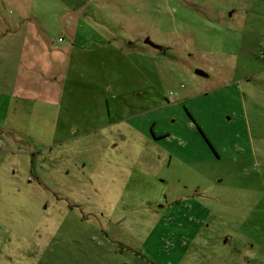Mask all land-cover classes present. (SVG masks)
Returning a JSON list of instances; mask_svg holds the SVG:
<instances>
[{
	"label": "rangeland",
	"instance_id": "1",
	"mask_svg": "<svg viewBox=\"0 0 264 264\" xmlns=\"http://www.w3.org/2000/svg\"><path fill=\"white\" fill-rule=\"evenodd\" d=\"M0 16L33 26L30 76L66 72L75 121L2 128L0 264H264V0H0Z\"/></svg>",
	"mask_w": 264,
	"mask_h": 264
},
{
	"label": "crops",
	"instance_id": "2",
	"mask_svg": "<svg viewBox=\"0 0 264 264\" xmlns=\"http://www.w3.org/2000/svg\"><path fill=\"white\" fill-rule=\"evenodd\" d=\"M26 14L28 13H22L23 20H27ZM23 20L3 19L0 16V132L7 130L9 125L17 126V123L27 120L31 123L51 124L48 125L49 128L55 131L56 124L72 125L75 121L60 118L57 108L62 103L65 89L61 76H65L66 72L52 66L51 69L49 64L43 61L38 74L35 73L32 77L27 73L30 64L38 67L43 58L31 56L36 45L30 40V35H35V30L29 21L25 25ZM42 46L46 47L45 44ZM64 64L66 69L68 59ZM40 104L49 108L45 109V106L43 111H40L35 107ZM37 118L38 120L33 122ZM85 123L86 120L82 125ZM100 123L102 121L94 122L91 126L98 127ZM106 126L108 123H102L99 127Z\"/></svg>",
	"mask_w": 264,
	"mask_h": 264
},
{
	"label": "water",
	"instance_id": "3",
	"mask_svg": "<svg viewBox=\"0 0 264 264\" xmlns=\"http://www.w3.org/2000/svg\"><path fill=\"white\" fill-rule=\"evenodd\" d=\"M146 42H149L148 39H146ZM195 73L198 76H207V73L202 70H195Z\"/></svg>",
	"mask_w": 264,
	"mask_h": 264
},
{
	"label": "built area",
	"instance_id": "4",
	"mask_svg": "<svg viewBox=\"0 0 264 264\" xmlns=\"http://www.w3.org/2000/svg\"><path fill=\"white\" fill-rule=\"evenodd\" d=\"M2 145H3V141L0 138V149L2 148Z\"/></svg>",
	"mask_w": 264,
	"mask_h": 264
},
{
	"label": "flooded vegetation",
	"instance_id": "5",
	"mask_svg": "<svg viewBox=\"0 0 264 264\" xmlns=\"http://www.w3.org/2000/svg\"><path fill=\"white\" fill-rule=\"evenodd\" d=\"M163 49V48H162ZM149 130H152V127H150V129Z\"/></svg>",
	"mask_w": 264,
	"mask_h": 264
}]
</instances>
